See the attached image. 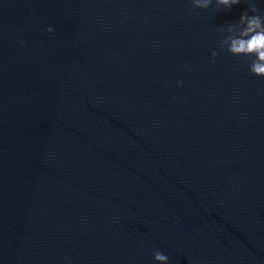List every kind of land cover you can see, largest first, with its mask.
<instances>
[{
    "label": "water",
    "instance_id": "1",
    "mask_svg": "<svg viewBox=\"0 0 264 264\" xmlns=\"http://www.w3.org/2000/svg\"><path fill=\"white\" fill-rule=\"evenodd\" d=\"M214 167L264 208V77L221 39L249 0H53ZM264 14V0H255ZM251 14V13H249ZM238 31V30H237ZM212 50L219 52L213 58ZM179 82V83H178Z\"/></svg>",
    "mask_w": 264,
    "mask_h": 264
},
{
    "label": "clouds",
    "instance_id": "2",
    "mask_svg": "<svg viewBox=\"0 0 264 264\" xmlns=\"http://www.w3.org/2000/svg\"><path fill=\"white\" fill-rule=\"evenodd\" d=\"M191 2L194 8L208 9L213 0H191ZM240 3L241 0H215V4L222 9H230ZM48 30L52 31L51 28ZM220 43L222 47L227 45L226 50L233 56L255 57L249 65V71L256 76L264 77V14L256 7L255 0H249L248 11L241 14L239 24L227 26ZM218 55L219 52L212 50L213 62ZM153 258L159 264L169 262V257L161 251H154Z\"/></svg>",
    "mask_w": 264,
    "mask_h": 264
}]
</instances>
